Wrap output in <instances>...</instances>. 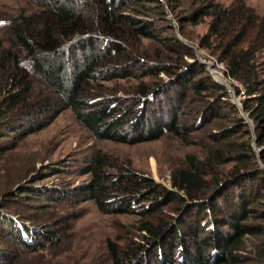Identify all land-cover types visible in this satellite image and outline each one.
Returning <instances> with one entry per match:
<instances>
[{
	"label": "rangeland",
	"instance_id": "rangeland-1",
	"mask_svg": "<svg viewBox=\"0 0 264 264\" xmlns=\"http://www.w3.org/2000/svg\"><path fill=\"white\" fill-rule=\"evenodd\" d=\"M162 2V8L151 5L147 17L138 16L154 23V31L160 37L152 40L133 36L129 41V48L137 57L135 77L95 85L96 93L114 101V107L118 108V99L128 104L139 98L137 93L141 86L147 87L150 95L145 99L151 104L152 112L163 113L168 118L167 112L172 104L181 101L180 84L176 87L173 83L181 79L180 75L184 77L185 70L189 71L199 63L205 67L209 77L226 89L227 98L221 97L222 101H218L217 94L218 97L207 92L196 96L192 90L186 93L187 99L182 102L179 118L182 127L190 131L183 137L167 132L158 139L139 143L100 140L68 109L42 130L21 140L0 138V214L4 216L3 209L11 216H17L21 227L43 228L57 235L55 245L48 244L36 254H18L21 256L15 259L16 263L129 264L125 258L129 250L134 255L131 258L133 264L144 261L147 254L156 261L155 251L148 248L144 249V254L140 251L149 238L141 231L142 227L145 223L153 227L176 225L177 220L187 218V203L179 200L168 203L163 199L154 203L152 191L145 190L143 195L148 199L134 204V213L100 211L84 193L91 182V163L98 154L107 159L112 177L131 174L155 182L159 192L167 190L171 193H175L173 173L184 168L189 157L197 159L206 165L205 173L209 175L203 187L205 200L201 202L213 201L219 194L218 186L226 181L231 182L225 184L228 189L233 183H239V186L244 183L246 188L249 187L250 181L243 182V177H253L258 170H264V146L259 145L262 128L255 116L261 107L256 101L261 97H249L244 83L231 78L226 64L221 61L226 57L229 46L236 45V53L251 52L259 74L258 88L264 87V0ZM217 5L221 6L220 10L231 13V18L223 23L218 34L212 28L215 21L213 7ZM205 9L211 15H196ZM36 10L34 0H0V39L7 41L12 18L30 15ZM170 38L179 40L185 47L173 44L174 47L169 48L165 40ZM237 39L240 40L236 42ZM77 56H80L79 52ZM71 64L69 60L68 66ZM165 68L172 75L163 72ZM209 102L216 105L218 114L214 118L207 116L204 121L202 113H212L208 110ZM146 114L152 118L148 111ZM129 134L131 138L139 136L137 133ZM217 151L221 159L208 165L207 158L216 156ZM211 153L214 154L210 156ZM237 173L240 176L235 179ZM253 180L258 188H253L248 199L250 206L246 208L248 212L244 213L243 225L250 232L244 238L243 252L240 253L250 261L249 264L257 263L264 250V177L261 180L254 177ZM232 191L238 192L237 189ZM230 195L227 203L231 202ZM152 205L155 209L161 206V209L142 217L140 214ZM194 210L198 211L199 207L194 206ZM211 225L209 222L206 231H210ZM29 243L33 240L29 239ZM14 246L11 240L0 238L1 252L11 251ZM136 252L140 255L133 259ZM160 255L158 252L157 264L161 262Z\"/></svg>",
	"mask_w": 264,
	"mask_h": 264
},
{
	"label": "trees",
	"instance_id": "trees-1",
	"mask_svg": "<svg viewBox=\"0 0 264 264\" xmlns=\"http://www.w3.org/2000/svg\"><path fill=\"white\" fill-rule=\"evenodd\" d=\"M34 2L37 10L30 15L21 14L12 18L8 25L7 41L0 39V138L21 140L42 130L62 111L68 109L81 125L100 140L139 143L158 139L167 132L183 137V134L190 131L182 127L179 118L182 102L187 99L186 93L192 90L196 96H202L205 92L212 97L217 94L218 101L227 98L226 89L209 77L202 64L196 63L189 71L183 72V78L180 75L181 79L173 83L176 87L180 84L181 101L172 104L167 112L168 118L163 113L159 115V112H152L151 104L145 99L150 95V89L144 86L137 93L139 98L128 104L118 99L120 107L115 108L114 101L96 93L95 85L135 77L137 57L131 52L129 41L133 36L152 40L160 37L154 31V23L138 16L147 17L151 5L164 7L162 0ZM213 8L215 21L212 28L218 34L223 23L231 18V13L220 10V5ZM199 14L211 15L208 9L196 13L197 16ZM165 43L169 48L174 47L173 44L185 47L179 40L172 38L165 40ZM235 46H229L226 57L221 61L226 64L231 78L244 83L249 97L260 95L261 98L256 102L261 107L256 110L255 116L262 128L259 145L264 146V87L261 90L258 88L259 74L253 63L254 55L251 52L236 53ZM69 60L72 63L70 67ZM164 70L162 71L172 75L167 68ZM208 106L212 113L208 115L204 111V121L207 116L214 118L218 114L216 105L209 102ZM147 111L152 118L147 117ZM129 132L139 136L131 138ZM213 156L207 158L208 165L221 159L219 151ZM109 166L105 157L100 154L94 157L89 169L91 182L84 192L102 212L134 213L133 205L148 199L143 195L145 190L152 191L154 203L161 199L168 200V203L177 200L187 203V218L177 220L176 225L153 227L145 223L141 231L148 234L149 238H146V246L140 247V251L143 253L147 248L155 251L156 261L151 256L148 257V250L144 261L137 264H152L153 260V264H157L158 252L162 256L160 264H249L250 261L240 254L243 252L244 238L250 232L243 225L244 213L248 212L246 208L250 206L248 199L253 188H258V185L253 184V178L263 179L264 170H258L256 176L243 177V182L250 181L249 187L246 188L244 183L242 186L233 183L228 189L225 186L231 182L226 181L222 185L218 184L221 185L218 186L219 194L213 201L201 202L205 200L203 187L209 175L205 173L206 165L197 159L189 157L186 166L173 173L175 193L167 190L159 192L155 182L133 177L131 174L112 177L108 171ZM238 175L240 176L237 173L235 179ZM222 188L224 189L220 192ZM232 189H237L238 192L232 193ZM35 195L40 197L37 193ZM229 195L232 198L227 203ZM194 206L199 207L202 213L195 211ZM157 209L152 205L140 215H153L161 206ZM2 213L4 216L0 214V238L11 240L15 246L11 250L13 252L8 249V252L0 251V264H18L15 260L21 256L18 254H36L48 244L57 243L54 231L46 232L43 228H36V231L31 226L21 227L17 216H11L3 209ZM209 222L212 225L210 231H206ZM29 239L33 243H29ZM139 255L136 252L133 259ZM132 256V251L126 252L125 258L129 260V264H133ZM254 264H264V250Z\"/></svg>",
	"mask_w": 264,
	"mask_h": 264
}]
</instances>
